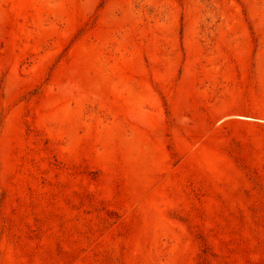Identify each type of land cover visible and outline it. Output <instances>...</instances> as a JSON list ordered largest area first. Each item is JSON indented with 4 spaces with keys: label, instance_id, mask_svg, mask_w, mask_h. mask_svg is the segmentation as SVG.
Segmentation results:
<instances>
[{
    "label": "rangeland",
    "instance_id": "374dc122",
    "mask_svg": "<svg viewBox=\"0 0 264 264\" xmlns=\"http://www.w3.org/2000/svg\"><path fill=\"white\" fill-rule=\"evenodd\" d=\"M0 264H264V0H0Z\"/></svg>",
    "mask_w": 264,
    "mask_h": 264
}]
</instances>
